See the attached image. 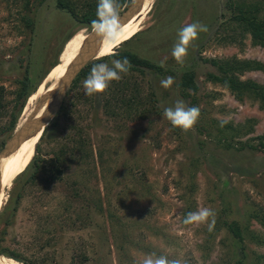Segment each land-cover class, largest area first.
Wrapping results in <instances>:
<instances>
[{"label":"rangeland","instance_id":"obj_1","mask_svg":"<svg viewBox=\"0 0 264 264\" xmlns=\"http://www.w3.org/2000/svg\"><path fill=\"white\" fill-rule=\"evenodd\" d=\"M25 1L0 0V84L13 94L27 66L31 83L40 84L25 105L37 100V107L57 88L51 84L65 42L83 28L54 0L41 6L29 0L30 11ZM243 1L264 9V0ZM232 10L227 0H153L137 36L123 48L157 65L164 61L165 74L144 70L123 75L132 105L127 112L120 108L116 117L104 102L114 84L87 96L84 78L69 90L63 104L67 110L47 126V135L36 145L38 156L47 161L59 155L61 146L72 147L70 138L80 129L89 157L82 161L78 152L66 156L56 182L43 177L29 184L26 176L17 178L25 168L2 186L0 212L12 194L21 198L9 222L0 223V256L13 253L30 264H143L146 255L155 253L182 264H264V227L249 217L253 211L264 214V110L253 95H237L209 79L233 77L264 88V71L232 72L227 66L237 61L238 67L245 62L264 67V47L232 20ZM26 14L34 33L22 26ZM197 21L208 31L192 42L181 65L171 55L178 30ZM115 49L101 51L96 59ZM186 72L193 73L196 90L180 88ZM168 76L175 83L164 89L160 81ZM177 99L200 109L188 131L174 128L163 116L164 107ZM24 107L18 127L33 114L25 118ZM10 138L0 137V151ZM203 207L216 212L212 231L207 223H183L187 213ZM232 222L244 231L241 244L226 227ZM253 231L261 244L251 242Z\"/></svg>","mask_w":264,"mask_h":264},{"label":"trees","instance_id":"obj_2","mask_svg":"<svg viewBox=\"0 0 264 264\" xmlns=\"http://www.w3.org/2000/svg\"><path fill=\"white\" fill-rule=\"evenodd\" d=\"M45 1L47 0H33L34 5L41 6ZM55 1V7L63 11L73 19L75 24L78 25V27H81L83 29L91 30L90 27L91 22L95 19H97L96 13H97V4L98 0H54ZM132 0H117L118 4V15L124 11L130 4ZM33 5V3H30L29 0L25 1V9L27 11H30V7ZM227 7L232 8L233 10V16L232 20L237 22L242 30L244 32H248L253 40V43L255 45L264 47V9L263 4L260 3H246L243 0H227ZM38 7L34 6V11L37 10ZM236 13V14H235ZM22 26L29 31V33H34V24L32 17H30L28 14L26 16L21 18ZM137 36V35H136ZM135 36V37H136ZM135 37H133L131 40H133ZM130 40V41H131ZM129 42V41H128ZM127 43V42H126ZM126 43L121 44L119 48L116 47L114 53L116 55L110 54L107 56H104L100 59H96L89 63L85 69L80 73V75L77 77V79L74 81L70 91L72 88L78 84V82L81 79L86 78L93 65L98 63H111L112 59H124L127 58L132 67L129 71H138L141 74L144 73V70L150 71L153 74L163 75L165 74L163 67L161 65H157L155 63H151L149 60L144 59L133 53L131 50L123 48ZM31 51V48L29 49V52ZM211 64H216L215 61H210ZM238 62L233 61L232 63H228L227 66L233 71H235L237 68L239 71L242 69L244 70H261L264 71V67L256 64L254 67L248 62L242 63L241 67H238ZM55 65V64H54ZM237 65V67H236ZM56 68V66H55ZM31 69V68H30ZM33 71V70H32ZM30 70L28 72V67L25 68V76L21 80H17V89L13 94H10L9 91L4 87L3 84H0V137L2 138H10L13 132L15 131L17 127V123L20 117V114L22 112V109L25 105V102H27V99L29 96L36 90L37 85H33L31 83V78L29 77ZM55 73V72H54ZM225 73V72H224ZM193 73L192 72H186L183 74L180 88L182 90L184 89H192L196 90L195 85L193 84ZM43 76L38 78V81L41 80ZM54 78V76H53ZM209 79L213 82H218L223 85H225L228 89L231 91H235V94H241L242 92L251 94L254 96L256 100H258L260 107L264 110V88L259 87L258 85L252 84V83H240L238 80H236L233 77H217L214 75H210ZM1 80V79H0ZM42 81V80H41ZM51 81H49L48 86L50 85ZM111 84H114L115 87L112 89L111 92H108L109 96H107V99H105V109L108 108V110L111 112L112 117H116L118 115V110L120 108L123 109V111L127 112L130 110V106L132 105V98H128L127 92L129 91V84L126 78H122L119 81H113ZM185 91V90H184ZM9 96H12V98H9ZM98 103V100H96V104ZM37 100L30 102V105H25L24 108H27V113L25 118L29 115L30 112H33L36 108ZM194 104V103H193ZM34 107V110H33ZM24 110V109H23ZM66 107H62L60 110L58 116L64 111H66ZM5 121V122H4ZM4 122V123H3ZM54 125V124H53ZM48 127L44 129L42 132V135L40 137V140L47 135ZM77 132V135H76ZM75 135L70 138V142L72 144V147L69 145H63L59 149V155H56L54 158L43 161L38 156V147L36 149V153L33 156L32 160L24 170L22 174H20L17 178H20L22 176H26L25 182L29 184H35L39 179L45 178L47 183L56 182L58 180H61V175L63 174V167L66 161V156L69 158L75 157L77 155V152L81 156V160L83 161L87 157H89V154L86 153L85 146H86V140L83 138L82 133L80 129H76ZM233 137V135H230ZM56 137L55 130L49 131L48 139L53 141ZM264 139V136L261 137ZM263 142V141H262ZM230 146V145H229ZM264 146V143H261V147ZM243 148V145H242ZM264 148V147H263ZM16 180V179H15ZM75 193L79 194V191L76 189ZM21 198L20 193H16L15 195H11L9 197V200L5 207L2 208V211L0 212V223L5 222L8 223L9 219L15 214L16 208L19 204V200ZM111 219H116L117 217L113 215L111 212L109 213ZM249 217H251L253 220H255L257 223L261 224V226L264 227V214L259 211H253L249 213ZM226 227L231 232L234 238H236L237 242L239 244L243 243L245 240L244 231L243 229H240L238 223L232 222L230 224H227ZM243 231V232H242ZM252 239V240H251ZM251 242L254 244H261V239L258 237V235L255 234L253 231L251 233ZM122 246L120 247L117 244V249L120 250ZM240 250H244L243 246H239ZM124 251V250H123ZM8 254V255H7ZM5 255L12 256L13 253L6 252ZM16 256V259L18 262L22 264H30L25 259L20 258L18 255ZM236 264H243L241 260H238Z\"/></svg>","mask_w":264,"mask_h":264},{"label":"clouds","instance_id":"obj_3","mask_svg":"<svg viewBox=\"0 0 264 264\" xmlns=\"http://www.w3.org/2000/svg\"><path fill=\"white\" fill-rule=\"evenodd\" d=\"M97 19L91 22L90 27L94 29L102 42L115 44L116 38L120 34V23L118 16L117 0H98ZM208 27L200 22L187 24L178 30V41L172 48V57L181 65L187 56L192 42L199 34L207 32ZM116 55V53H113ZM164 61H161L163 66ZM132 65L127 58L112 59L111 63H98L93 65L89 75L82 81L85 95L104 93L111 82L119 81L123 75H127ZM175 83V78L168 76L161 79L160 85L164 89H169ZM163 116L171 123L174 128L188 131L197 123L200 116L199 107H189L182 99H177L173 106L164 107ZM185 225L207 223L209 231H212L216 224V212L210 207H203L194 212H189L185 216ZM143 264H182L180 259H169L167 256H157L155 253L146 255Z\"/></svg>","mask_w":264,"mask_h":264},{"label":"water","instance_id":"obj_4","mask_svg":"<svg viewBox=\"0 0 264 264\" xmlns=\"http://www.w3.org/2000/svg\"><path fill=\"white\" fill-rule=\"evenodd\" d=\"M144 2L145 0H132L131 5L118 15L120 26L129 22L134 16L139 14L143 8ZM73 37L74 36H72V38ZM72 38H68L67 42L65 43H68V41ZM101 41V38L94 33V29H91L88 33L87 40L81 47L79 53L69 64L66 73L60 79L57 88L55 89V91L49 94L51 96V101L48 107L45 109L44 113L39 117H36L35 113H33L27 121L20 125V127L17 126L10 140L0 151V166L1 160L3 158H6L11 155L24 141L34 136H37L39 133L43 132L44 129L50 124V122L59 114L60 110L63 107L65 98L69 90L71 89L74 81L85 69V67L90 62L96 59L95 56L97 48ZM35 151L36 145L34 147V153ZM1 190L2 187L0 176V194ZM3 259H9L18 262L17 259L13 256L7 258L0 256V260Z\"/></svg>","mask_w":264,"mask_h":264},{"label":"bare ground","instance_id":"obj_5","mask_svg":"<svg viewBox=\"0 0 264 264\" xmlns=\"http://www.w3.org/2000/svg\"><path fill=\"white\" fill-rule=\"evenodd\" d=\"M153 0H145L143 8L139 14L134 16L129 22L121 25L120 34L116 38L115 44H108L107 41L100 42L95 58L101 53V51H108L114 49L121 44L128 42L135 35L138 30V27L141 25V20L148 15V8L152 4ZM72 36H74L72 38ZM70 38L68 43H66L63 48L58 64L57 69L52 81L53 86L57 87L60 79L66 73V70L79 53L81 47L84 45L85 41L88 38V33L84 30H78L75 32ZM103 53V52H102ZM48 94V96H47ZM45 98L40 101L36 109L32 112L35 113L36 117L42 115L45 109L48 107L51 96L50 93H47ZM42 132L37 136L31 138V140L24 141L11 155L1 160L0 166V176H1V187L10 183L13 179H15L30 163L34 156V147L37 145ZM31 145V148L29 149ZM29 150V151H28ZM0 264H20L19 262H15L9 259L0 260Z\"/></svg>","mask_w":264,"mask_h":264}]
</instances>
